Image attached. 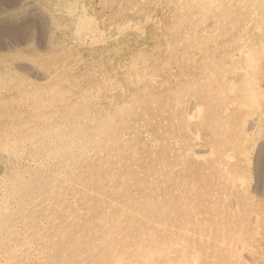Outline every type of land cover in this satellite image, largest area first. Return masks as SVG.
Returning a JSON list of instances; mask_svg holds the SVG:
<instances>
[{
  "label": "rangeland",
  "instance_id": "obj_1",
  "mask_svg": "<svg viewBox=\"0 0 264 264\" xmlns=\"http://www.w3.org/2000/svg\"><path fill=\"white\" fill-rule=\"evenodd\" d=\"M263 61L264 0H0V264H264Z\"/></svg>",
  "mask_w": 264,
  "mask_h": 264
},
{
  "label": "bare ground",
  "instance_id": "obj_2",
  "mask_svg": "<svg viewBox=\"0 0 264 264\" xmlns=\"http://www.w3.org/2000/svg\"><path fill=\"white\" fill-rule=\"evenodd\" d=\"M132 3V2H131ZM196 3V2H195ZM250 4V3H249ZM253 4V3H252ZM127 5V4H126ZM215 6V5H214ZM253 6V5H252ZM195 7V6H194ZM248 7V6H247ZM246 7V8H247ZM251 7V6H250ZM120 9H121V7H120ZM66 10V9H65ZM219 10V9H218ZM223 10V9H222ZM205 13H206V10H205ZM251 13V12H250ZM261 13V12H260ZM206 16V15H205ZM256 18V17H255ZM254 20V19H253ZM256 22V21H255ZM49 23V22H48ZM150 23V22H149ZM253 23V22H252ZM127 25V24H126ZM131 25H133V24H131ZM245 25V24H244ZM250 27V26H249ZM164 28V27H163ZM167 29V28H166ZM94 30H96V29H94ZM117 31V30H116ZM137 31V30H136ZM138 31H139V29H138ZM141 31V30H140ZM238 32V31H237ZM54 33V32H53ZM143 33V32H142ZM116 34V33H115ZM106 35V34H105ZM115 38H116V36H115ZM138 38V37H137ZM115 40V39H114ZM126 40V39H125ZM51 44V43H50ZM169 45V44H168ZM246 45V44H245ZM253 46V45H252ZM112 52V51H111ZM165 52V51H164ZM122 57V56H121ZM40 58V57H39ZM243 59V58H242ZM258 60V59H257ZM182 61V60H181ZM97 62V61H96ZM264 62V61H263ZM19 64V63H18ZM258 64V63H257ZM260 64V63H259ZM155 65V64H154ZM29 66V65H28ZM86 66V65H85ZM259 66V65H258ZM155 68V67H154ZM263 68V67H262ZM256 69H257V67H256ZM256 69H254V70H256ZM264 69V68H263ZM184 70V69H183ZM259 70V69H258ZM257 70V71H258ZM22 71V70H21ZM83 71V70H82ZM254 72V71H253ZM259 72V71H258ZM263 72V71H262ZM177 74V73H176ZM50 75V74H49ZM237 75V74H236ZM104 76V75H103ZM211 76V75H210ZM92 77V76H91ZM155 81V80H154ZM172 81V80H171ZM251 81V80H250ZM18 85V84H17ZM254 85V84H253ZM253 89H254V87H253ZM263 89V88H262ZM255 90V89H254ZM15 91V90H14ZM18 91V90H17ZM26 91V90H25ZM19 92V91H18ZM73 92H75V91H73ZM254 93H256V92H254ZM156 94V93H155ZM255 95V94H254ZM61 101V100H60ZM103 101V100H102ZM146 101V100H145ZM102 105V104H101ZM171 106V105H170ZM236 106V105H235ZM107 107V106H106ZM195 107V106H194ZM117 108H119V107H117ZM126 108V107H125ZM174 108V107H173ZM119 110V109H118ZM117 110V111H118ZM121 110V109H120ZM126 110V109H125ZM142 110V109H141ZM116 111V112H117ZM127 111V110H126ZM98 113V112H97ZM118 113V112H117ZM150 113V112H149ZM101 114V113H100ZM123 114V113H122ZM99 115V114H98ZM121 115V114H120ZM119 115V116H120ZM122 116V115H121ZM145 116V115H144ZM137 117V116H136ZM181 117V116H180ZM122 118V117H121ZM120 118V119H121ZM92 119V118H91ZM119 119V120H120ZM131 119V118H130ZM149 119V118H148ZM245 119V118H244ZM98 120V119H97ZM112 120H114V119H112ZM111 120V121H112ZM118 120V121H119ZM139 120V119H138ZM257 118L254 116V117H252L251 118V124H253V123H256L257 121ZM100 121V120H99ZM168 121V120H167ZM22 122V121H21ZM88 122V121H87ZM98 122V121H97ZM259 122V121H258ZM90 123H92V122H90ZM106 123V122H105ZM48 124V123H47ZM83 124V123H82ZM85 124V123H84ZM97 124V123H96ZM95 124V125H96ZM158 124V123H157ZM41 125V124H40ZM99 125V124H98ZM165 125V124H164ZM150 126V125H149ZM86 127V126H85ZM98 127V126H97ZM100 127V126H99ZM98 127V128H99ZM178 128H179V126H178ZM82 129H83V127H82ZM100 129V128H99ZM102 129V128H101ZM111 129V128H110ZM20 130V129H19ZM86 130V129H85ZM92 130V129H91ZM102 130H104V129H102ZM108 130V129H107ZM112 130H114V129H112ZM156 130V129H155ZM81 131V130H80ZM93 131V130H92ZM91 131V132H92ZM109 131V130H108ZM108 131H107V133H108ZM5 132V131H4ZM23 132V131H22ZM90 132V131H89ZM90 132V133H91ZM99 132V131H98ZM110 132V131H109ZM89 133V134H90ZM195 133V132H194ZM86 134V133H85ZM136 134V133H135ZM103 135H105L104 133H103ZM102 135V136H103ZM107 135V134H106ZM89 136H93L92 134H90ZM100 137V136H99ZM161 137V136H160ZM121 138V137H120ZM102 140V139H101ZM52 142V141H51ZM61 142V141H60ZM104 142H105V140H104ZM112 142H114V141H112ZM111 142V143H112ZM90 145V144H89ZM95 145V144H94ZM6 146V145H5ZM86 148V147H85ZM110 148V147H109ZM115 148V147H114ZM148 148V147H147ZM101 149V148H100ZM112 149V148H111ZM89 150V149H88ZM108 150V149H107ZM78 151V150H77ZM100 151V150H99ZM105 151V150H104ZM112 151V150H111ZM156 151V150H155ZM92 152V151H91ZM106 152V151H105ZM85 153V152H84ZM96 153V152H95ZM124 153V152H123ZM132 153V152H131ZM206 153V152H205ZM104 154V153H103ZM106 154H108V152H106ZM129 154V153H128ZM226 154V153H225ZM109 155V154H108ZM112 155V154H111ZM131 155V154H130ZM228 155V154H227ZM96 156V155H95ZM131 156H133V155H131ZM169 156V155H168ZM229 156V155H228ZM98 157V156H97ZM102 157V156H101ZM105 157V156H104ZM111 157V156H110ZM110 157H109V161H110ZM166 157V156H165ZM77 158V157H76ZM76 158H72V157H70L68 154H66V157H65V159H64V164H70V165H72V166H74V163H75V161H76ZM96 158V157H95ZM107 158V157H106ZM140 158V157H139ZM85 159V158H84ZM92 159V158H91ZM98 159V158H97ZM96 159V160H97ZM117 159V158H116ZM169 159V158H168ZM10 160V159H9ZM86 160H87V158H86ZM125 159H123V161H124ZM131 160V159H130ZM129 160V161H130ZM99 161V160H98ZM117 161V160H116ZM154 161V160H153ZM157 161V160H156ZM85 162V161H84ZM104 162V161H103ZM122 162V161H121ZM125 162V161H124ZM93 163V162H92ZM110 163V162H109ZM87 164V163H86ZM122 164V163H121ZM188 164V163H187ZM103 165V164H102ZM116 165V164H115ZM127 165V164H126ZM136 165V164H135ZM11 166V165H10ZM87 166V165H86ZM77 167V166H76ZM80 167V166H79ZM83 167H85V166H83ZM88 167H89V165H88ZM91 167V166H90ZM116 167V166H115ZM121 167V166H120ZM6 168V167H5ZM108 168V167H107ZM112 168V167H111ZM125 168V167H124ZM84 169V168H83ZM86 169V168H85ZM94 169V168H93ZM92 169V170H93ZM105 169V168H104ZM121 169H123V168H121ZM131 169V168H130ZM133 169V168H132ZM15 170V169H14ZM111 170V169H110ZM115 170V169H114ZM173 170V169H172ZM218 170V169H217ZM106 171V170H105ZM125 171V170H124ZM95 172V171H94ZM111 172H112V170H111ZM128 171L126 170V173H127ZM139 172V171H138ZM150 172V171H149ZM84 173V172H83ZM121 173V172H120ZM116 174H117V172H116ZM124 174V173H123ZM104 175V174H103ZM110 175L112 176V174L110 173ZM133 175V174H132ZM145 175V174H144ZM86 176V175H85ZM118 176V175H117ZM113 177V176H112ZM122 177V176H121ZM144 177V176H143ZM215 177H216V175H215ZM87 178H88V176H87ZM92 179V178H91ZM100 179V178H99ZM107 179V178H106ZM108 179H110V178H108ZM67 180V179H66ZM150 181V180H149ZM200 181V180H199ZM93 182V181H92ZM104 182V181H103ZM107 182V181H106ZM115 182H116V180H115ZM121 182H122V180H121ZM181 182V181H180ZM62 183V182H61ZM64 183V182H63ZM94 183V182H93ZM67 184V183H66ZM96 184V183H95ZM152 184V183H151ZM78 185V184H77ZM80 186V185H79ZM107 186V185H106ZM118 186V185H117ZM93 187V186H92ZM189 187V186H188ZM96 188V187H95ZM132 188V187H131ZM151 189V188H150ZM109 190V189H108ZM93 191V190H92ZM94 191H96V189L94 190ZM102 191V190H101ZM83 192V191H82ZM166 192V191H165ZM93 193V192H92ZM103 193V192H102ZM105 193V192H104ZM139 193V192H138ZM143 193V192H142ZM179 193V192H178ZM94 194V193H93ZM180 195V194H179ZM195 195V194H194ZM52 197V196H51ZM107 197V196H106ZM43 199V198H42ZM67 199V198H66ZM157 199V198H156ZM200 200V199H199ZM62 201V200H61ZM35 202V201H34ZM53 202H54V200H53ZM89 202V201H88ZM76 203V202H75ZM201 203V202H200ZM96 204V203H95ZM66 205V204H65ZM102 205V204H101ZM89 208V207H88ZM97 208V207H96ZM180 210V209H179ZM56 211V210H55ZM49 212V211H48ZM179 213V212H178ZM48 215V214H47ZM84 216V215H83ZM172 216V215H171ZM47 217V216H46ZM73 219V218H72ZM76 219V218H75ZM74 219V220H75ZM140 219V218H139ZM183 219V218H182ZM65 221V220H64ZM147 221V220H146ZM53 222V221H52ZM73 222V221H72ZM185 222V221H184ZM126 223V222H125ZM98 224V223H97ZM67 225V224H66ZM74 225V224H73ZM86 225V224H85ZM58 226H60V225H58ZM158 226V225H157ZM67 227V226H66ZM68 227H70V226H68ZM71 227H73V226H71ZM116 227V226H115ZM150 227V226H149ZM58 228V227H57ZM90 228V227H89ZM148 228V227H147ZM152 228V227H151ZM198 228V227H197ZM68 229V228H67ZM66 229V230H67ZM139 230V229H138ZM191 230V229H190ZM64 231V229L62 230V232ZM58 233V232H57ZM69 233V232H68ZM143 233V232H142ZM69 235V234H68ZM72 235V234H71ZM162 235V234H161ZM175 236V235H174ZM179 236V235H178ZM185 236V235H184ZM153 237V236H152ZM183 237V236H182ZM191 239V238H190ZM71 240V239H70ZM196 240V239H195ZM169 241V240H168ZM190 242V241H189ZM199 242V241H198ZM79 243V242H78ZM188 243V242H187ZM83 244H84V242H83ZM194 245V244H193ZM194 247V246H193ZM193 247H192V250H194L193 249ZM138 248V247H137ZM221 249V248H220ZM72 250V249H71ZM140 250V249H139ZM257 250V249H256ZM141 251V250H140ZM198 251V250H197ZM172 252V251H171ZM185 252V251H184ZM193 252V251H192ZM218 252V251H217ZM233 252V251H232ZM196 254V253H195ZM157 255V254H156ZM176 255V254H175ZM194 255V254H193ZM249 256V255H248ZM181 257V256H180ZM196 257V259H197V255H195L194 256V258ZM123 258V257H122ZM191 258V257H190ZM182 259H180V261H181ZM224 260V259H223ZM223 260L221 261V262H223ZM225 262H227L228 263V261L227 260H224ZM141 262H142V264H149V262H150V260L148 259V256H146V257H144L143 258V256H142V258H141ZM141 262H140V264H141ZM188 262V261H187ZM193 262V261H192ZM194 262H195V260H194ZM183 263H185V261L184 262H182V263H179V264H183ZM197 263V262H196ZM235 263V262H234ZM177 264V263H176ZM189 264H191V261H189ZM223 264V263H222ZM246 264V263H245Z\"/></svg>",
  "mask_w": 264,
  "mask_h": 264
}]
</instances>
